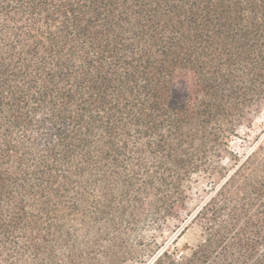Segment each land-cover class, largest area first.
Wrapping results in <instances>:
<instances>
[{
    "label": "trees",
    "instance_id": "1",
    "mask_svg": "<svg viewBox=\"0 0 264 264\" xmlns=\"http://www.w3.org/2000/svg\"><path fill=\"white\" fill-rule=\"evenodd\" d=\"M263 107L264 0H0V264H264Z\"/></svg>",
    "mask_w": 264,
    "mask_h": 264
},
{
    "label": "rangeland",
    "instance_id": "2",
    "mask_svg": "<svg viewBox=\"0 0 264 264\" xmlns=\"http://www.w3.org/2000/svg\"><path fill=\"white\" fill-rule=\"evenodd\" d=\"M260 144L264 145V107L254 117V121L250 127H243L240 130L239 136L235 137L232 142V148L243 154L250 151L254 147H258ZM209 190V184L206 180H201L198 183L193 184L190 191V199L188 200V211H193L194 208L202 201L206 191ZM169 227L152 231L151 234L157 237L160 243H163L168 238H172L176 235V229L178 222L171 221ZM200 230L198 225L191 224L188 229L178 238V246L182 247L185 243L195 244L199 238Z\"/></svg>",
    "mask_w": 264,
    "mask_h": 264
}]
</instances>
